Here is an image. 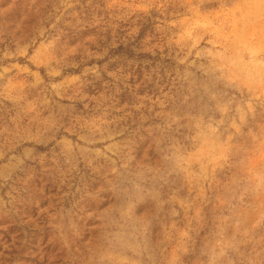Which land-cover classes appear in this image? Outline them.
<instances>
[{
	"label": "rangeland",
	"instance_id": "374dc122",
	"mask_svg": "<svg viewBox=\"0 0 264 264\" xmlns=\"http://www.w3.org/2000/svg\"><path fill=\"white\" fill-rule=\"evenodd\" d=\"M1 39L0 264H264V0H0Z\"/></svg>",
	"mask_w": 264,
	"mask_h": 264
},
{
	"label": "trees",
	"instance_id": "16d2710c",
	"mask_svg": "<svg viewBox=\"0 0 264 264\" xmlns=\"http://www.w3.org/2000/svg\"><path fill=\"white\" fill-rule=\"evenodd\" d=\"M16 40V39H15ZM8 41H10V40H8V39H6V41H4V39H1V41H0V43H4V42H8ZM119 47L123 50L124 49V52H126L125 53V55L126 54H129L130 52H131V47H130V45L128 44V45H125V46H123L122 44L121 45H119ZM0 243L1 242H3L4 244H7V250H6V252L9 254V255H16L17 253H18V255L19 254H24V250H26L27 248H25L26 247V245H23V246H21L20 244H14V245H16V247L15 248H17V251L15 250L14 251V247H13V243H11L10 244V242H9V237L6 235V233H4V232H0ZM1 247H2V245H0V249H1ZM30 250V249H29ZM31 251H33V252H35L34 251V249H31ZM64 250L62 249V250H60V253L58 254V256L59 255H62V254H64ZM21 261H23V262H25V261H30L29 259L31 258V254H26V255H24L23 257H18ZM46 260H44V263H46L45 262ZM48 263V262H47ZM50 263H53V261L52 262H50ZM55 263H60V260L59 259H57L56 261H55Z\"/></svg>",
	"mask_w": 264,
	"mask_h": 264
}]
</instances>
